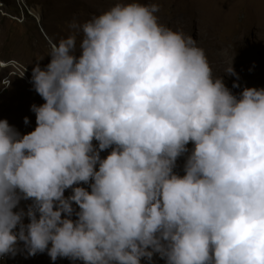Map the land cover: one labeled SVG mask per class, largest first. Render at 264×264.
<instances>
[{
	"label": "clouds",
	"instance_id": "9594fccd",
	"mask_svg": "<svg viewBox=\"0 0 264 264\" xmlns=\"http://www.w3.org/2000/svg\"><path fill=\"white\" fill-rule=\"evenodd\" d=\"M158 11L115 3L32 68L35 129L0 120V256L264 264V88L234 95Z\"/></svg>",
	"mask_w": 264,
	"mask_h": 264
},
{
	"label": "rangeland",
	"instance_id": "374dc122",
	"mask_svg": "<svg viewBox=\"0 0 264 264\" xmlns=\"http://www.w3.org/2000/svg\"><path fill=\"white\" fill-rule=\"evenodd\" d=\"M23 1L0 2V120L6 119L21 135L33 131L36 127L35 113L31 111V106L44 103L42 97L33 89L31 74L36 63H39L42 69L49 63L50 41L58 42L61 38L75 34L79 45L83 34L70 28L73 22L82 25L93 16L111 8L115 3L131 2V0ZM137 2L147 5L157 4L159 11L155 15L159 23L174 31L182 32L185 36H191L196 46L203 49L213 76H222L225 86L234 95H238L246 87L264 88V23L261 25L253 20L254 16H264V0L220 1L226 12L230 15L232 12V17L231 20L227 18L229 19L227 23L216 31H208L205 25L202 26L198 16L200 11H191L189 3L187 4L188 0L187 2L186 0H137ZM30 14L36 15L37 19ZM238 43L243 44L242 52L237 49ZM247 53L252 56L249 57ZM252 57L256 59L257 66L255 70L247 72L241 65ZM231 61L234 70H237L235 76L223 73ZM24 117H28V124L24 123ZM186 147L191 150L193 145L189 143ZM109 151L110 149L101 151V158L106 157ZM184 163L185 155L178 157L173 171L183 175ZM81 186L88 188V185L81 184ZM64 194L66 197L70 195L71 189L65 190ZM28 203L30 201L21 200L19 207L26 211ZM24 222H28L26 217ZM20 248H23L22 244ZM7 256L8 264H82L81 261L73 262L68 258L60 257L53 262L47 252L27 256L26 251L19 250L14 256L11 254ZM141 264L148 262L142 259Z\"/></svg>",
	"mask_w": 264,
	"mask_h": 264
},
{
	"label": "bare ground",
	"instance_id": "6f19581e",
	"mask_svg": "<svg viewBox=\"0 0 264 264\" xmlns=\"http://www.w3.org/2000/svg\"><path fill=\"white\" fill-rule=\"evenodd\" d=\"M220 1H223V0H188V2L186 0L187 4L189 3L188 5L190 6L191 11H194V12L200 11V15L198 14V16L200 17L199 19H201V21H202V24H203L202 26L205 25V29H207L208 31L219 30L218 28L222 27L225 23H227V21L229 20L227 18L232 17L231 16L232 12H231V15L229 12H226L224 10V8L222 7V5L220 4ZM224 7H225V5H224ZM202 10H204V15H202ZM230 20H231V18H230ZM253 20H254V22L262 25V23H264V16H254ZM263 26H264V24H263ZM237 49L241 50V52H242L243 44L238 43ZM243 54L246 56V54L244 52H243ZM247 54L249 55V57L252 56V55L250 56L249 53H247ZM253 57H252V59L250 58L249 60H246L243 62V64L241 65L242 68H244L243 70H245L247 72H250L251 70H255V67L257 66V61H256V59L254 60ZM210 61H211V59H210ZM232 65H234V64H232ZM235 71H237V70H235ZM102 154H104V153H102Z\"/></svg>",
	"mask_w": 264,
	"mask_h": 264
},
{
	"label": "built area",
	"instance_id": "2783aa9c",
	"mask_svg": "<svg viewBox=\"0 0 264 264\" xmlns=\"http://www.w3.org/2000/svg\"><path fill=\"white\" fill-rule=\"evenodd\" d=\"M0 263L1 264H8V258L6 255L0 256ZM151 264H164V260H162L158 254H154L152 257Z\"/></svg>",
	"mask_w": 264,
	"mask_h": 264
},
{
	"label": "trees",
	"instance_id": "16d2710c",
	"mask_svg": "<svg viewBox=\"0 0 264 264\" xmlns=\"http://www.w3.org/2000/svg\"><path fill=\"white\" fill-rule=\"evenodd\" d=\"M2 1H5V0H2Z\"/></svg>",
	"mask_w": 264,
	"mask_h": 264
},
{
	"label": "water",
	"instance_id": "95a60500",
	"mask_svg": "<svg viewBox=\"0 0 264 264\" xmlns=\"http://www.w3.org/2000/svg\"><path fill=\"white\" fill-rule=\"evenodd\" d=\"M38 22H39V19H38Z\"/></svg>",
	"mask_w": 264,
	"mask_h": 264
}]
</instances>
